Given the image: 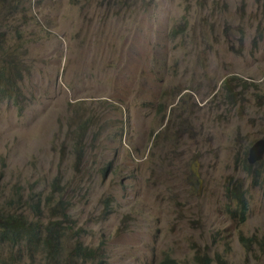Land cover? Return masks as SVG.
Instances as JSON below:
<instances>
[{
  "label": "rangeland",
  "instance_id": "374dc122",
  "mask_svg": "<svg viewBox=\"0 0 264 264\" xmlns=\"http://www.w3.org/2000/svg\"><path fill=\"white\" fill-rule=\"evenodd\" d=\"M11 2L0 210L41 237L0 243V264H55V232L61 264H264V160L255 180L242 169L264 138V0Z\"/></svg>",
  "mask_w": 264,
  "mask_h": 264
},
{
  "label": "trees",
  "instance_id": "16d2710c",
  "mask_svg": "<svg viewBox=\"0 0 264 264\" xmlns=\"http://www.w3.org/2000/svg\"><path fill=\"white\" fill-rule=\"evenodd\" d=\"M2 0H0L1 2ZM22 5L21 0H12L9 12H14V10L19 9ZM3 33V32H0ZM23 63H12L11 69L15 68L16 71L12 76H10L11 80L14 81L16 79L24 80V76L20 73L19 69ZM28 71V70H27ZM0 78H4L1 77ZM6 79V78H4ZM264 160V157L260 160L249 163L247 158L243 159L242 169L251 173L253 179H257L260 175L259 171L257 170V166H260ZM251 168L253 170L251 171ZM244 191L240 192L239 194L236 193L235 189L227 190V196L229 198L235 197V207L231 210L233 216L239 219V222H244L246 219L248 203L243 193ZM31 207L34 208L32 212V216H37L41 214V209L38 203L29 202ZM230 212V210H229ZM55 214L56 212H51ZM25 213L18 211V210H0V243H11V244H20L24 242L26 245H34L37 244V241L41 237V225L39 224V220H30L27 216L24 215ZM49 234L46 239L44 240L45 244L49 251H53V255L51 258L54 259L55 264H61L60 254L61 249L64 247V244L61 243V236L62 232H55L54 235L50 237ZM242 243L246 244L249 240L248 238H241ZM91 248L86 246H82L81 243L76 242V246H74L72 253L75 255H85L91 257L93 255ZM97 264H101L100 262Z\"/></svg>",
  "mask_w": 264,
  "mask_h": 264
},
{
  "label": "water",
  "instance_id": "95a60500",
  "mask_svg": "<svg viewBox=\"0 0 264 264\" xmlns=\"http://www.w3.org/2000/svg\"><path fill=\"white\" fill-rule=\"evenodd\" d=\"M248 155V160L251 163L264 157V138L256 140L251 145Z\"/></svg>",
  "mask_w": 264,
  "mask_h": 264
},
{
  "label": "clouds",
  "instance_id": "9594fccd",
  "mask_svg": "<svg viewBox=\"0 0 264 264\" xmlns=\"http://www.w3.org/2000/svg\"><path fill=\"white\" fill-rule=\"evenodd\" d=\"M259 139H260V138H259ZM257 140H258V139H257ZM250 147H251V146H250ZM250 147H249V149H250ZM249 149H248V153H249ZM248 153H247V160H248V156H249ZM257 161H258V160H257ZM248 162H249V160H248ZM255 162H256V161H255ZM249 163H251V162H249ZM252 163H254V162H252ZM247 210H248V209H247ZM231 215H232V213H231ZM246 215H247V214H246ZM232 217L236 218V219L239 221V219H238L237 217H235V216H233V215H232ZM246 217H247V216H246ZM245 220H246V219H245ZM240 223H241V222H240ZM242 223H243V222H242ZM99 262H100V261H99ZM99 262H98V263H99ZM100 263H101V262H100ZM101 264H102V263H101Z\"/></svg>",
  "mask_w": 264,
  "mask_h": 264
}]
</instances>
